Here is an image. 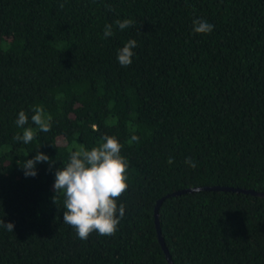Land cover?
Returning a JSON list of instances; mask_svg holds the SVG:
<instances>
[{
  "label": "trees",
  "instance_id": "16d2710c",
  "mask_svg": "<svg viewBox=\"0 0 264 264\" xmlns=\"http://www.w3.org/2000/svg\"><path fill=\"white\" fill-rule=\"evenodd\" d=\"M196 19L212 32L195 34ZM36 107L51 116L47 133ZM26 127L37 130L28 144L14 139ZM104 135L129 162L125 213L114 236L81 240L62 223L63 194L52 202L54 173ZM37 151L54 163L25 177ZM204 187L264 193V0H0V218L14 224L0 227V264H168L160 200L172 264H264V199L173 196Z\"/></svg>",
  "mask_w": 264,
  "mask_h": 264
},
{
  "label": "clouds",
  "instance_id": "9594fccd",
  "mask_svg": "<svg viewBox=\"0 0 264 264\" xmlns=\"http://www.w3.org/2000/svg\"><path fill=\"white\" fill-rule=\"evenodd\" d=\"M63 7V4L60 5ZM115 25L123 31L134 25V21L129 19L115 21ZM112 25L106 24L104 37L113 35ZM214 26L206 20L196 19L193 21V32L195 34H209ZM137 42L134 39L128 40L122 48L117 50V61L121 67H128L132 63L134 49ZM34 115L31 121L37 126L40 132L47 133L51 130V116H46L41 107L33 109ZM28 115L21 110L18 113L15 124L23 127L28 124ZM37 135V130L32 127L23 128L22 135L14 136L17 141L28 144ZM132 141H137L138 137L132 136ZM121 145L116 137L104 135L98 146L91 150L85 149L83 145L78 146V150L72 151L68 162L55 170V182L53 189L55 196L63 194V222L75 230L77 238L87 240L89 235L95 232L99 236H114L117 227L124 216L125 206L118 203L117 199L128 188L127 168L129 162L121 156ZM48 163L50 166L54 161L37 151L33 159L22 163V170L25 177H35L37 163ZM168 164L173 163L170 157ZM190 168H195L196 164L191 157L185 160ZM0 227L9 232H13L14 224H5L0 218Z\"/></svg>",
  "mask_w": 264,
  "mask_h": 264
},
{
  "label": "water",
  "instance_id": "95a60500",
  "mask_svg": "<svg viewBox=\"0 0 264 264\" xmlns=\"http://www.w3.org/2000/svg\"><path fill=\"white\" fill-rule=\"evenodd\" d=\"M200 190H206V191H220V192H234V193H242V194H249V195H252V196H257L259 198H263L264 199V193H257V192H254V191H251V190H243V189H233V188H225V187H204V188H197V189H186V190H183V191H180V192H176L173 194V196H177V195H181V194H186V193H193L195 191H200ZM161 201H158L157 204H156V207H155V224H156V229H157V237H158V241L165 253V257H166V260H167V263L168 264H172V261L170 259V256L168 254V251L165 247V243H164V240H163V237L161 235V232H160V228H159V225H158V209H159V206L161 204Z\"/></svg>",
  "mask_w": 264,
  "mask_h": 264
},
{
  "label": "rangeland",
  "instance_id": "374dc122",
  "mask_svg": "<svg viewBox=\"0 0 264 264\" xmlns=\"http://www.w3.org/2000/svg\"><path fill=\"white\" fill-rule=\"evenodd\" d=\"M77 146H78V142L76 141L75 143H73V144L70 146V149H75ZM76 150H78V147L76 148Z\"/></svg>",
  "mask_w": 264,
  "mask_h": 264
}]
</instances>
